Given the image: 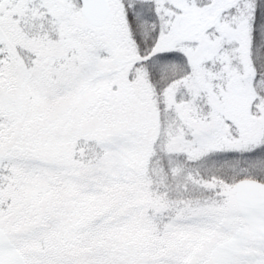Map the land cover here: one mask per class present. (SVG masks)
<instances>
[{"label":"snow or ice","instance_id":"snow-or-ice-1","mask_svg":"<svg viewBox=\"0 0 264 264\" xmlns=\"http://www.w3.org/2000/svg\"><path fill=\"white\" fill-rule=\"evenodd\" d=\"M0 264H264V0H0Z\"/></svg>","mask_w":264,"mask_h":264}]
</instances>
